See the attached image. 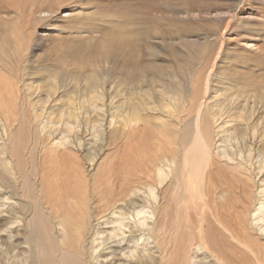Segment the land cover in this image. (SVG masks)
<instances>
[{"label": "bare ground", "instance_id": "obj_1", "mask_svg": "<svg viewBox=\"0 0 264 264\" xmlns=\"http://www.w3.org/2000/svg\"><path fill=\"white\" fill-rule=\"evenodd\" d=\"M205 1L166 2L169 13L176 15L179 22H215L214 32L202 35L201 43H197L194 38L174 42L159 38L155 30H139L124 33V38L117 34L108 43L104 42L105 37L95 40L92 45L95 46V62L92 64L86 61L85 55L79 54L81 68H103L116 75L124 72L129 74L112 76L118 82V89H121L115 88L113 96L107 89L99 87L105 80L104 73L99 78L94 70L85 73L74 70L66 72L67 76L64 77L58 66L53 68L56 74L52 71L53 75L43 79L44 82H35L42 88L49 82L45 87L52 89L50 93L57 92V89L63 90L69 84L77 91L73 94L76 96L75 99L73 97V103L69 102L71 97H68L65 112L57 115L49 112L50 118H55L50 122H40L37 114L33 113L34 121L37 120V137L59 136L57 140L54 137L48 139L50 143L56 140L50 146L51 152L46 151V145L41 147L45 153L41 157L40 188L33 187L34 194L48 200L49 207L42 205V214L30 218L29 215L23 216L20 198L16 199L12 195L3 198L0 194V208L5 206L9 210L0 209V215L3 212L13 214L1 218L2 225H25L23 229L29 232L27 243L31 248L30 257L25 252L26 257L19 264H53V259L57 264H264V151L261 150L264 140H259L255 145L247 135L251 126L249 124L252 123L254 134L258 137L260 132L257 133L255 127L261 120L264 136V106L260 112L262 116H256L259 120L254 122V118L249 115L251 111H248L252 107L247 106L244 95V84L250 82L247 79L243 81L236 74L216 72L217 68H226L228 63L247 62L226 48L227 39H230L234 28L231 22L234 18L237 21L243 14L238 9L241 1L234 0L224 11L211 7ZM249 16L252 17L253 13L250 12ZM225 21L224 29L219 30L218 24ZM90 42L86 36L82 39V47ZM238 42L241 48L252 55L260 52L252 40L242 39ZM174 43L180 46L172 47ZM143 46L145 51L142 50ZM78 66H74L75 69ZM200 67H207L208 70L201 75L202 85L196 88L199 76L195 75ZM184 68L188 72L184 79L181 78L184 81L181 85V81L176 79ZM168 70L176 72L171 75ZM139 81L150 83L146 82V87H140ZM225 81L226 88H219L218 84ZM156 82L160 83L156 86L158 90L153 87ZM121 85L131 88L124 87V90ZM32 86L33 83L25 85V82L21 85L27 92ZM25 95L27 99L31 97ZM46 98V102L52 103L51 94ZM2 99L0 110L4 121L0 117L3 122L0 139L6 137L9 139L6 143L11 144L10 139H14L12 124L19 119H13L12 112H5L12 107L6 106V100L2 102ZM34 99L42 101L40 96ZM256 99L264 102V94L261 93ZM76 100L78 102L72 108ZM233 110L241 111L233 113ZM254 110L251 112L253 117ZM46 111L43 110L44 113ZM55 111L60 112L61 108ZM188 114L193 116L188 133L191 140L186 147L181 136L184 135L183 129L189 126L183 124ZM83 124L100 149H105L107 142L109 146L111 141L107 140L108 136H114L110 139L117 140L116 148L120 142H127L126 147H121V155L115 156L118 159L115 163L101 160L97 152L88 147L91 150L83 152L81 156L85 159V166L81 165V153L68 148L69 143L63 136L82 135ZM141 125L159 133L154 143L159 144L164 156L158 157L156 163L148 156H138L135 153L137 147L132 148L135 131ZM227 126H232L228 129L231 132L220 140L218 136ZM6 145L0 147V155L6 156L0 158V167L7 181H18L19 170L13 160L15 157L11 156L10 148ZM60 146H64V151L58 149ZM107 157L111 158L109 155ZM98 163L105 166L101 172L102 175L106 174L105 179L100 183H87L86 178H91L88 167ZM67 164L72 165V173L65 172L69 170ZM78 166L86 173L85 179L78 174ZM122 174L124 178L120 181ZM85 184L91 204L87 212L82 214L83 201L80 198L85 194L82 193ZM165 186H174V191L180 188L184 200L189 199L190 204L199 208L195 223L191 222L189 209L183 204L181 195L177 198V194H173L175 210L169 211L165 198L161 196ZM95 201L97 206L94 208L92 204ZM40 216L44 219L48 217L45 221L55 229L53 235L46 231V226H42ZM14 234L11 229L7 235L12 238ZM47 236L57 247L55 258L42 243L49 240ZM41 239L43 241H39ZM104 243L105 246L110 245L107 247L109 251L106 250L108 253L104 254V258H107L105 263L101 262V250L98 249ZM13 244H10L11 247ZM47 246L50 247L48 242ZM37 254H47V257L36 258Z\"/></svg>", "mask_w": 264, "mask_h": 264}, {"label": "rangeland", "instance_id": "obj_2", "mask_svg": "<svg viewBox=\"0 0 264 264\" xmlns=\"http://www.w3.org/2000/svg\"><path fill=\"white\" fill-rule=\"evenodd\" d=\"M168 1L170 2L171 0H0V98H3L2 102L6 100V102H4L6 106L12 107L10 111L5 112H12L11 114L13 115V119L16 117L19 119L18 122L16 121L14 122V124H12L14 137V139H10L12 145L6 143V141L9 140L6 137H4V139H0V147H2L1 145L7 144L6 146H9L11 152L10 154H12L11 156L13 158L15 157L14 159H12L15 161V167L19 170V179L18 181H12L11 179L7 181L8 178L2 172L3 169L0 167V194L3 196V198L9 197V195L14 196L16 199L20 198L21 202H23L20 206L23 207V216L29 215L30 218H36L37 216H39V214H42V212L40 211V207H49L48 205L50 203H48V200H46L42 195L37 196L34 194V188H40L39 172L41 171L42 166L41 157L43 156V153H45L44 148H42L41 150V147L43 145H46V151L51 152L50 146L59 138V136H52L56 140H52V143H50L48 139L52 137H37V133L35 132V123L37 122V120H40V122H50L51 120L55 119L54 117L50 118L51 114H49V112L56 115L65 112L67 109L65 105L67 103L68 97H71L69 102L73 103V97L74 99L76 98V96L73 94L77 91V88L71 87L72 85L69 84L68 86H65L66 88L63 90L57 89V92L50 93L52 89H50V87H45L47 84H50L49 82H47V84H45L43 88L41 85L40 88L38 85H36V83H42L44 82L43 79H48L50 75H53L52 71L56 70L53 68H56L58 66L60 70L63 71L62 73L64 77L67 76L66 72L70 73L74 72V70H79L78 72L80 73L94 70L96 72L95 74L97 76L99 75V78H102L103 73L105 75L103 76L105 77V80L100 83L99 87H103L102 89L104 90L107 89L112 94L113 91H116L115 88H120L118 87V85H116V83L118 82L113 80L112 76H129V74L124 72L116 75L117 73H111L103 68L100 70L93 68L88 69V67L86 66L85 68H81V58L79 57V54H81L82 56L85 55L86 61H89L90 63L95 62V46H92L95 43V40H102L105 37L104 42L108 43L111 41V38H115L117 34L118 36H120V38H124V33H134L138 32L139 30L140 32H143L144 30L152 29V31L155 30L154 32H157V36L159 38L171 41L173 40L174 42H178L180 41V39L194 38L197 40V43H201L202 35L214 32L216 24L212 20L209 22H200L195 20L185 23L179 22L176 19V15L169 13L170 8L166 3ZM207 1L209 2L211 7L224 11L225 7L232 5L234 0ZM240 1L241 2L238 5V9L241 10L240 14H243L242 16L238 17L237 21L235 18L232 20L231 23L234 28L232 34L229 36L230 39H227L228 44L226 48L233 50L232 54L234 56L244 58L247 62L228 63V65H226V68H217L216 72H221L225 75L236 74L237 77L242 78L243 81L244 79H247L250 82L248 84H244V95L245 100L247 101V106L252 107L251 109H248V111L253 112L252 109H256L254 110L255 117L251 116V112L249 113L250 117L254 118L255 122L259 120L256 118V116L259 117L264 115L260 114L264 106V102L256 99L257 96L258 98L261 96V93L264 94V20H262L264 18V0ZM250 12L253 13L252 17L249 16ZM74 15L79 16L73 17ZM225 23L226 21L222 24H218L219 30L220 28L224 29ZM145 33L147 34V32ZM86 36L91 42L89 45L82 47V39L84 40ZM118 39L119 37L116 38V40ZM242 39L252 40L260 52H256V55H252L247 50L241 48L238 40ZM174 44L175 45H172V47L178 48L180 46L177 45V43ZM144 49L145 46L142 47V50ZM14 50L16 52L13 54ZM78 64L80 65V67L78 66ZM74 66H78V69H75ZM164 68H166V66ZM207 70V67H200V69L196 70L195 76H199V81L197 82L196 88H199V84H201L202 81L201 75H203ZM46 71L50 72L44 73ZM167 72L172 75L173 72H176V70H168ZM187 72L188 69L184 68L183 71L179 75H177L176 80H179L178 82H180L181 78L184 79L183 77ZM54 73L56 74L57 71H54ZM148 81H145L144 83H142L143 81H139V86H145L146 82ZM243 81L240 83H243ZM24 82L25 85L33 83V86L29 92H27V90L24 91V89L21 87ZM180 83L181 85H183L184 81H181ZM226 83L227 81L223 82L222 84L220 83L218 84V87L226 88ZM137 84L138 83H136V85ZM158 85H160V83L156 82L153 87H156ZM124 87H126V89L131 88L121 85L122 89ZM158 89L159 87H156V90ZM47 91L49 92L47 93ZM139 92L136 93L137 96ZM49 93L51 94V97L53 99L52 103L46 102V97L47 95H50ZM84 93L85 92H82V94ZM16 94H19V96H17ZM25 94H29V97H31L27 99V96ZM23 95L25 98H23ZM106 95L108 94L106 93ZM113 95L114 94H112V96ZM196 95L197 94L195 93L194 96ZM37 96H40L42 98V101H35L34 98H36ZM15 97L16 99H14ZM53 97H55V99ZM77 102L78 100H76L74 104H72V108L75 104H77ZM60 108V112L55 111L56 109ZM234 108L238 109V107ZM43 110H47L46 113H44ZM240 111L241 110H233V113H239ZM1 113L3 112L0 110V114ZM33 113L37 114L38 116V119L35 121ZM192 116L193 114H188L186 117H184L183 122V124H187V126L189 125L188 129H183L184 138L183 136H181L182 143L186 147L189 145V142L191 140L188 137V133L191 130L189 129V127L190 123L192 122ZM0 117L1 120L4 121V116L2 114L0 115ZM1 120L0 133L2 134L3 122ZM10 121H12V119H10ZM249 125L251 126L247 130V135H249V138H252L254 144H258L259 140L263 141V124L261 125V120L258 124H256L258 126L255 127L257 133L260 132L258 137L257 134H254V124L251 123ZM81 127H83L82 135H73L74 137H63H65V140L69 143V147L67 145L66 147L71 148L74 151L76 149V152L78 150V152L81 153L79 158L81 160L80 162L82 166H85V159H83L81 156L91 149L97 152L101 160H108V162H111L113 164L116 162V160H118L115 156L117 155V157H119L121 155V147L124 148L128 145L127 142H120V146L117 147V149V140H111L110 138L114 136H108L109 139L107 140L111 141L109 146V142H107L105 149H100V147L95 143V140H92L93 135L90 134V131L85 130L86 126L83 124V126ZM230 127L232 126H227L226 130L218 136L220 137V140H223L224 136H227V134L231 132L228 131ZM135 132L137 133L136 136L134 135L135 138H133L134 140L131 145L133 144V149L137 147L135 153L138 154V156H148L152 160L154 159L155 163L157 162L158 157L162 158L164 156L159 144L154 143L155 139L156 141L158 140L156 138V136L158 137L159 135L158 131H149L148 128L141 125L139 127V130ZM46 139L48 141H45ZM71 144H73L74 146H72ZM88 147H90L91 149H89ZM58 149L64 151V146H60ZM261 150L264 151V143ZM108 155L111 158L107 157ZM5 157V155H0L1 159H4ZM61 165L64 164L61 163ZM52 166L53 164L50 167ZM71 166L67 164V168L69 170L66 169V173H68L67 171H70L72 173ZM87 166H89V164ZM104 167V165L101 166L99 163L94 167L89 166L88 169L90 168L91 178L89 176L86 178L87 183L90 182V184H95L102 182L106 176V174H101ZM77 172L83 177L82 179H85L86 173L82 171L81 166H78ZM123 178L124 175L122 176L120 181H122ZM78 187L81 190V186L79 185ZM82 189V193L85 194L80 198V201H83L81 211L82 214H84L85 212H87L89 204L91 203L88 197L86 184L85 189L83 186ZM180 191V188L179 191H174V186L173 188L165 186L162 189L161 196L165 198L168 204V209L171 212L175 210L173 205L174 202L172 200L173 194H177V198H180L181 195L183 204L186 208L189 209V218L191 217V222L195 223L196 218L198 217H196V213L199 208H197L194 204H190L189 199L188 201H185L183 192L181 191L180 194ZM96 206L97 201L92 204V207L95 208ZM5 208L6 207L3 206L0 209L5 210L6 212L9 211L7 208ZM6 212L1 213L0 215V227L2 226L0 228V264H19L21 259L23 261L26 256L30 257L31 248L29 242L27 243L29 239V232L23 229L25 228V223H23L24 226L20 227L19 224L10 225L7 223V226L2 225L3 222L1 218H8L10 214ZM78 215H80V212L78 213ZM46 218L48 217L46 216ZM46 218L44 219V217L40 216L42 226H46V231L48 230L49 234L53 235L55 229L53 230V227L47 224V222L45 221ZM11 229H13V233L15 234L14 237L12 235V238H9V235L7 234L10 233ZM47 238L49 240L43 241V239H41L39 241H43L42 243L45 249L51 252L52 258H55L57 255V247L55 246L52 239H50L48 236ZM47 242L49 243L50 247L47 246ZM11 243H14L12 247L10 245ZM103 245L105 246V243ZM103 245L98 249L101 250V252L99 251V253L101 258L103 259L101 261L100 258V261L105 263V259L107 258H104V254L108 253L109 249H107V247H109L110 245H106L105 248ZM24 254H26V256ZM14 256H16L18 259H14ZM37 257L45 258L47 257V254L46 256H40L39 254H37L36 258ZM52 261L53 264H57L56 260L54 261L53 259Z\"/></svg>", "mask_w": 264, "mask_h": 264}]
</instances>
